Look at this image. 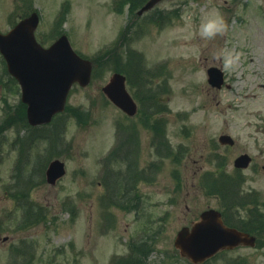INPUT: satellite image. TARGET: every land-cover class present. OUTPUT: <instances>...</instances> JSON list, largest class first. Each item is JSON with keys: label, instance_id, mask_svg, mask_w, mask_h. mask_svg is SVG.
Segmentation results:
<instances>
[{"label": "rangeland", "instance_id": "obj_1", "mask_svg": "<svg viewBox=\"0 0 264 264\" xmlns=\"http://www.w3.org/2000/svg\"><path fill=\"white\" fill-rule=\"evenodd\" d=\"M130 1L0 0L1 32L37 10V39L46 46L67 34L96 69L86 87L73 88L67 114L42 130L25 128L19 86L6 69L0 72V264H190L174 236L209 207L257 239L209 264H264V171L258 167L264 161L237 173L232 163L240 152L264 150V130L257 132L258 123L264 126V92L244 91L264 82L263 2L161 0L138 16ZM216 14L228 31L201 39V22ZM225 49L242 53L245 79L236 74L234 85L216 90L206 68ZM118 70L136 97L153 95L146 116L125 118L104 98L101 87ZM225 132L237 147L221 148L217 136ZM118 135L125 142L106 157ZM39 155L64 161L66 173L55 185L45 181L47 162L42 174L33 170L45 163ZM219 181L222 189L226 181L239 187L241 197L217 191Z\"/></svg>", "mask_w": 264, "mask_h": 264}, {"label": "water", "instance_id": "obj_2", "mask_svg": "<svg viewBox=\"0 0 264 264\" xmlns=\"http://www.w3.org/2000/svg\"><path fill=\"white\" fill-rule=\"evenodd\" d=\"M158 1L147 0L138 14ZM38 21L37 13L32 12L8 32L0 33V52L9 73L20 84L21 101L26 104V116L32 125L49 122L54 113L63 110L72 84H88L92 71L91 61L77 55L64 34L49 47H42L34 37ZM208 76L212 85L220 86L222 78L218 69L210 68ZM125 79L120 72L112 73L102 91L122 111L133 115L137 104L125 87ZM221 140L228 138L221 137ZM248 162L247 155H241L235 160V165L245 167ZM64 172L63 162L52 160L45 171L46 180L53 184ZM254 243V236L226 226L221 213L212 208L203 211L199 220L190 227H182L174 239L180 254L193 263L203 262L223 248Z\"/></svg>", "mask_w": 264, "mask_h": 264}, {"label": "clouds", "instance_id": "obj_3", "mask_svg": "<svg viewBox=\"0 0 264 264\" xmlns=\"http://www.w3.org/2000/svg\"><path fill=\"white\" fill-rule=\"evenodd\" d=\"M228 31V24L222 16L216 14L202 21L199 26L198 35L201 39L211 41L218 36H223ZM242 53L233 50L220 51L216 59L222 64L224 72H234L238 69Z\"/></svg>", "mask_w": 264, "mask_h": 264}, {"label": "flooded vegetation", "instance_id": "obj_4", "mask_svg": "<svg viewBox=\"0 0 264 264\" xmlns=\"http://www.w3.org/2000/svg\"><path fill=\"white\" fill-rule=\"evenodd\" d=\"M259 1L263 2V4H264V0H259ZM226 4H227V3H226ZM259 10L264 11V5H263L261 8H259ZM248 62H253V57H249ZM209 66H217V67L221 68V70H222V64H221V62H220L219 60L216 59L215 56L213 57V60L210 61V65H209ZM209 66H208V67H209ZM208 67H207V68H208ZM262 71H263V70H262ZM240 72H241V71H240V67H238V69H237L236 71H234V72H224V71L222 70L223 78H224V87H226V88H230L232 85H234V84H231L230 81L234 80L236 74L239 75ZM242 74H243V73L241 72V75H242ZM241 75H239V77L245 79V78L242 77ZM257 85H258V87H256V88H247V89L244 90V91H251V94H252V95H257V92H259V90H260V92H264V82H258ZM260 118H261V116H260ZM261 119H263V118H261ZM257 125H258L257 132L259 131L260 133H262L263 130H264V126L259 125V123H258ZM257 125H256V126H257ZM256 138H257V140H259V139L261 140L263 137L258 136V137H256ZM237 144H238V141L236 140V141L234 142L233 145H230V148L237 147ZM259 150H260V148H259ZM242 153H243V152H242ZM239 154H241V152H240ZM257 158H259V159H257ZM260 159H262V160L264 161V150H263V149H261L260 152L257 153V155H256V154H253V155L251 156V161H252L253 163H254V161H255L256 163H259V160H260ZM260 164H261V165H260ZM252 165L254 166V169L257 167V164H255V163L252 164ZM258 167H260V168L263 169V171H264V162H263V163H259ZM235 169H236L235 171H239V170H240V169H237V168H235Z\"/></svg>", "mask_w": 264, "mask_h": 264}, {"label": "trees", "instance_id": "obj_5", "mask_svg": "<svg viewBox=\"0 0 264 264\" xmlns=\"http://www.w3.org/2000/svg\"><path fill=\"white\" fill-rule=\"evenodd\" d=\"M145 2V0H131L130 1V3H132L133 4V7L131 8V11L134 9V8H137V7H139V6H141L143 3ZM133 52L131 51V50H129V49H127V52H126V55H125V57L127 58V59H130L131 58V54H132ZM132 63H130V61H128V63H127V66L128 67H131L132 69H133V71L134 72H137V71H140L139 69H137V68H135V66L134 65H131ZM125 71H127V67H126V69H125ZM5 85H7V83H5ZM147 91V90H146ZM152 94H149V96H148V94L146 93V94H144V95H142L141 97L139 96V97H137L138 98V101H139V103H140V105H141V112H142V114H145V116H146V114H147V111H148V105H147V102H146V100H147V97L149 98V99H151L152 98ZM7 103H5V105H6ZM6 112V111H5ZM127 175H128V169L126 170V175H125V180H126V177H127ZM221 184V181H220V183L218 182V185H216V190L218 191V188H221L220 186H222V185H220ZM231 190V188H227V192H228V195H229V197L231 198L232 196H234V191H230ZM227 195V196H228Z\"/></svg>", "mask_w": 264, "mask_h": 264}]
</instances>
